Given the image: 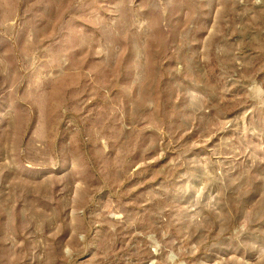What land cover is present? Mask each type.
<instances>
[{"label": "rangeland", "instance_id": "obj_1", "mask_svg": "<svg viewBox=\"0 0 264 264\" xmlns=\"http://www.w3.org/2000/svg\"><path fill=\"white\" fill-rule=\"evenodd\" d=\"M0 264H264V0H0Z\"/></svg>", "mask_w": 264, "mask_h": 264}]
</instances>
